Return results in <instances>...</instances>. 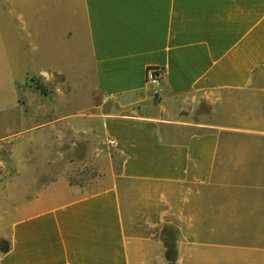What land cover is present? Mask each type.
<instances>
[{
  "label": "crops",
  "instance_id": "0c3cea01",
  "mask_svg": "<svg viewBox=\"0 0 264 264\" xmlns=\"http://www.w3.org/2000/svg\"><path fill=\"white\" fill-rule=\"evenodd\" d=\"M63 38L91 81L88 110L63 114L70 99L56 98L22 117L21 165L46 158L56 173L18 202L0 264H157L174 219L187 234L188 210L198 217L218 191L264 186V0H0L9 129L14 64L57 89L66 74L29 52ZM148 68L162 72L157 87ZM94 152L109 166L86 193L60 166Z\"/></svg>",
  "mask_w": 264,
  "mask_h": 264
},
{
  "label": "rangeland",
  "instance_id": "374dc122",
  "mask_svg": "<svg viewBox=\"0 0 264 264\" xmlns=\"http://www.w3.org/2000/svg\"><path fill=\"white\" fill-rule=\"evenodd\" d=\"M73 47L75 44L71 39L63 38L60 49L57 45L54 52H49L48 47L37 54L29 52L44 67L62 70L74 84L72 90L67 87L66 77H62L60 85H55L58 88L53 89L52 83L22 73L21 61L13 66L12 80L15 84L12 99L17 106L11 114V129L3 118L5 114H0V258L10 247V228L18 202L24 196L36 194L42 184L53 179L56 173L46 158L47 163L37 165V169L21 165L22 160L28 158L19 153L26 136L22 117L43 110L37 107V101L49 102L56 98L62 101L70 99L69 107H61L63 114H79L88 110L85 92L91 81L89 78L83 81L82 68ZM37 85L46 90L45 95L37 90ZM12 145L18 147L15 155ZM110 147L108 145L106 152L113 159ZM32 155L35 158L36 155ZM68 165L71 169L65 172V177L70 185H80L84 192L92 193L105 179L109 160L94 152L82 156V159L72 156L60 167L66 169ZM114 166L118 167L117 162ZM259 173L264 175V171ZM212 199L205 203L198 217L195 206L188 210L190 217L181 221L187 234L180 233V220L175 219L172 228L162 230V249L157 248L156 256L162 261L157 264H177L180 258L184 264H264V186L227 188L218 191Z\"/></svg>",
  "mask_w": 264,
  "mask_h": 264
},
{
  "label": "built area",
  "instance_id": "2783aa9c",
  "mask_svg": "<svg viewBox=\"0 0 264 264\" xmlns=\"http://www.w3.org/2000/svg\"><path fill=\"white\" fill-rule=\"evenodd\" d=\"M162 79V72L153 69V68H148L146 71V82L154 87H157Z\"/></svg>",
  "mask_w": 264,
  "mask_h": 264
},
{
  "label": "trees",
  "instance_id": "16d2710c",
  "mask_svg": "<svg viewBox=\"0 0 264 264\" xmlns=\"http://www.w3.org/2000/svg\"><path fill=\"white\" fill-rule=\"evenodd\" d=\"M36 88H37V90L40 91L42 94H44V95L46 94V90H45L43 87L37 85Z\"/></svg>",
  "mask_w": 264,
  "mask_h": 264
}]
</instances>
